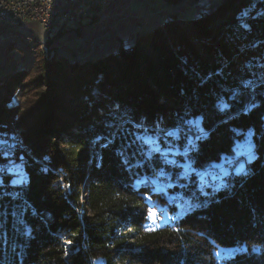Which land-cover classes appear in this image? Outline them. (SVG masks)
<instances>
[{
    "label": "trees",
    "instance_id": "16d2710c",
    "mask_svg": "<svg viewBox=\"0 0 264 264\" xmlns=\"http://www.w3.org/2000/svg\"><path fill=\"white\" fill-rule=\"evenodd\" d=\"M252 2L228 0L217 18L172 14L132 48L93 62L43 61L31 123L16 121L20 106L10 104L25 76L5 81L0 132L25 130L32 157L6 156L23 160L22 178L0 171V264H264V11L239 24L235 16ZM250 141L255 157L239 174L218 184L207 173L202 183L201 171L232 169ZM171 195L197 204L176 214ZM159 209L174 219L152 225Z\"/></svg>",
    "mask_w": 264,
    "mask_h": 264
},
{
    "label": "rangeland",
    "instance_id": "374dc122",
    "mask_svg": "<svg viewBox=\"0 0 264 264\" xmlns=\"http://www.w3.org/2000/svg\"><path fill=\"white\" fill-rule=\"evenodd\" d=\"M228 0H179L177 3H166L164 0H137L132 3L124 13H119L123 7H119L116 10L109 13L108 18L101 22H95L94 24L82 27L79 30L68 32L60 37L46 36L41 26L35 22L26 23L17 29H4L0 31V102L5 99L7 95L6 86L4 83L13 75H24L25 84L21 90H11V95H15L10 104H17L20 106L19 113L16 121L23 120L26 122H33L35 116H38L35 111L40 101V94L44 93L45 88H36L32 85V81L36 80L43 74V61H48L54 58L55 60H65L68 62H74L76 64H82L84 62H93L103 56L113 55L123 49H130L135 46L140 38L150 33L152 30H156L157 27L163 26L166 21L170 20V15L176 14L180 19H197L203 15L215 14L216 18L221 17L228 8L224 6V3ZM251 3V0H249ZM252 5L248 8H243V11L239 15L236 13L238 19L242 20L248 14H257L255 9L264 11V0H252ZM258 1V4H254ZM261 5L259 6V4ZM252 6V7H251ZM259 6V7H258ZM249 10V11H248ZM230 13V12H229ZM247 14V15H246ZM240 16V17H239ZM243 22V21H240ZM220 21H215V25H218ZM81 23L80 25H82ZM66 29H61V31ZM27 37H30L26 40ZM31 82V83H30ZM30 83V84H28ZM4 84V85H3ZM253 91L249 92L250 97L253 95ZM60 98L64 99L65 94L59 93ZM67 109L75 112L73 104L66 102ZM16 123V122H15ZM13 132L5 133L10 136L9 142L21 141L20 146L22 148L19 152H25L29 156L27 149L23 146L22 135L26 134L25 130H19L15 128L14 124H11ZM176 131L180 130L175 128ZM178 129V130H177ZM77 130L72 127L67 134L76 133ZM65 134V135H67ZM64 135V136H65ZM63 136V137H64ZM14 137V138H13ZM68 138V136H65ZM259 139V138H257ZM242 144V143H241ZM9 145V144H6ZM255 143L250 141L246 144H239L235 151V159L237 161L243 158L240 162L235 164L230 169L229 164L220 162L217 167L213 169L201 171V181L204 185H208V180L204 175L210 174V178L218 180V184L228 176L231 172L239 174L237 169L241 166L244 167L246 162H249L255 157ZM29 150V149H28ZM160 151L159 153H161ZM186 153V151H185ZM186 155V154H185ZM7 156V155H6ZM0 153V157L5 158V161L9 163L7 170L1 172L15 173L20 178L24 176V171H20V161L12 162V158L6 157ZM32 157V156H31ZM33 158H35L33 156ZM36 160V159H35ZM168 161H172L168 159ZM11 171H8V170ZM225 173H227L225 175ZM203 174V175H202ZM163 182V181H162ZM145 183L144 185H147ZM159 188H164L165 185L161 181H157ZM80 196L85 199L83 188H80ZM169 203L177 207V213H185L197 204L194 197H187L182 199L179 196H169ZM158 211V212H157ZM154 211L156 213L155 218H151L155 226L160 223H167L174 219L172 215H166L161 209ZM231 251L221 250L218 252L219 258L229 254Z\"/></svg>",
    "mask_w": 264,
    "mask_h": 264
},
{
    "label": "built area",
    "instance_id": "2783aa9c",
    "mask_svg": "<svg viewBox=\"0 0 264 264\" xmlns=\"http://www.w3.org/2000/svg\"><path fill=\"white\" fill-rule=\"evenodd\" d=\"M135 1L110 0V6H102V0H0V19L13 18L23 25L35 22L48 37L49 30L63 20H104L119 7H123L119 13H124ZM254 4H258V1ZM9 140L8 134L0 135V143L4 146L18 143Z\"/></svg>",
    "mask_w": 264,
    "mask_h": 264
},
{
    "label": "bare ground",
    "instance_id": "6f19581e",
    "mask_svg": "<svg viewBox=\"0 0 264 264\" xmlns=\"http://www.w3.org/2000/svg\"><path fill=\"white\" fill-rule=\"evenodd\" d=\"M102 6H110V0H102ZM249 11V10H248ZM240 17V16H239ZM91 21H95V22H101L102 19H93L90 20ZM86 22L84 20H77L75 22H71V20H63V22H60L58 25H56L55 27L51 28L49 30L48 36H51L53 33H55L59 28H71V27H78L80 26L81 23ZM88 22V21H87ZM21 26H24L23 24L18 23V21H14L13 18H4V19H0V31L3 29H17L20 28ZM8 32L10 33V30H8ZM26 38V37H25ZM30 37H27V39H29ZM18 143H10L7 146H4L3 143H0V153L4 154L7 153V156H12L14 150L17 148H20V140L17 141Z\"/></svg>",
    "mask_w": 264,
    "mask_h": 264
},
{
    "label": "snow or ice",
    "instance_id": "6c2138e0",
    "mask_svg": "<svg viewBox=\"0 0 264 264\" xmlns=\"http://www.w3.org/2000/svg\"><path fill=\"white\" fill-rule=\"evenodd\" d=\"M191 123H197L198 124V122H191ZM176 133H174V132H169L168 133V135H175ZM143 140H144V143L146 144V145H148L149 147H150V149H151V151L152 152H160L161 150L159 149V147H152V145L154 144V141L152 140V138L151 137H144L143 138ZM186 154V153H185ZM4 155L6 156L7 155V153H4ZM161 155L162 156H166L167 155V153L166 152H164V153H161ZM167 162H169V163H175V161H167ZM4 169H0V171H3ZM243 170V167L241 166L239 169H237V172L239 173L240 171H242ZM8 171H11L10 169L8 170ZM186 171H187V169H186ZM227 173H225V175H226ZM20 181H13V183H19ZM150 214H151V217L154 219L155 218V216H156V213L155 212H151V210H150Z\"/></svg>",
    "mask_w": 264,
    "mask_h": 264
}]
</instances>
